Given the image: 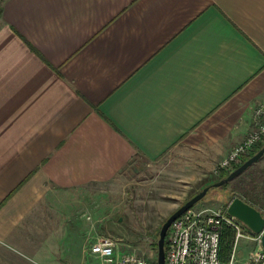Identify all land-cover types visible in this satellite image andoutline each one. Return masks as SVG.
Here are the masks:
<instances>
[{"label": "crops", "instance_id": "1", "mask_svg": "<svg viewBox=\"0 0 264 264\" xmlns=\"http://www.w3.org/2000/svg\"><path fill=\"white\" fill-rule=\"evenodd\" d=\"M262 102L264 0H1L0 264H100L81 191L164 162L196 182Z\"/></svg>", "mask_w": 264, "mask_h": 264}, {"label": "rangeland", "instance_id": "2", "mask_svg": "<svg viewBox=\"0 0 264 264\" xmlns=\"http://www.w3.org/2000/svg\"><path fill=\"white\" fill-rule=\"evenodd\" d=\"M242 163L243 160L229 171L215 173L217 163L210 173L196 182L186 180L181 173H176L170 162L161 163L154 168L129 166L111 181L84 188L81 191L82 196L90 206L85 210L86 218L89 222L96 219L94 225H98L100 230L99 234L90 239L89 251L91 252V246L100 237L108 236L115 240L118 253L134 251L148 259L151 264H157L160 229L167 218L206 185L218 181L223 172L229 173ZM263 170L264 157L225 186L212 187L192 208L226 211L232 199L239 196L250 204L255 201L264 214L260 209L264 208L260 187L264 180ZM254 185H257V190ZM226 232L232 233L231 255L236 248V257L241 260L240 250L245 239L240 238L235 245V230L227 226L223 236ZM224 237L229 241L228 236ZM252 240L257 247L259 241Z\"/></svg>", "mask_w": 264, "mask_h": 264}, {"label": "built area", "instance_id": "3", "mask_svg": "<svg viewBox=\"0 0 264 264\" xmlns=\"http://www.w3.org/2000/svg\"><path fill=\"white\" fill-rule=\"evenodd\" d=\"M264 143V102L254 108L253 128L248 135L214 169L215 173L229 171L240 163L245 155ZM235 230V245L240 238L260 240L241 221L230 216L227 210L190 208L176 218L166 236L165 264H263L264 250L259 247L241 261L236 257V248L227 261L221 259L222 238L225 227ZM116 242L111 237H100L91 252L102 264H151L145 257L134 251L118 253Z\"/></svg>", "mask_w": 264, "mask_h": 264}, {"label": "water", "instance_id": "4", "mask_svg": "<svg viewBox=\"0 0 264 264\" xmlns=\"http://www.w3.org/2000/svg\"><path fill=\"white\" fill-rule=\"evenodd\" d=\"M264 156V145L250 158L244 161L237 168L232 170L230 174L216 182L212 185L204 187L202 190L193 195L184 204H182L178 209H176L163 223L159 239H158V257L157 264H165L166 258V236L171 226L172 222L181 216L188 209L192 208L195 204L201 201L209 192L211 187H222L225 184L231 182L243 172H245L250 166L259 161ZM227 213L241 221L252 233L260 235L261 247L264 250V214L257 209L255 206L245 201L241 197L237 196L232 199L227 207Z\"/></svg>", "mask_w": 264, "mask_h": 264}, {"label": "trees", "instance_id": "5", "mask_svg": "<svg viewBox=\"0 0 264 264\" xmlns=\"http://www.w3.org/2000/svg\"><path fill=\"white\" fill-rule=\"evenodd\" d=\"M264 145V143L263 144H260V145H258V146H256V148H254L253 149V151L249 154V155H245L244 157H243V162L244 161H246L248 158H250L253 154H255L262 146ZM237 168V167H236ZM231 172V171H230ZM230 172L229 173H227V172H223L222 174H221V177L219 178V180L220 179H222V178H224V177H226V176H228L229 174H230ZM210 185H212V183L211 184H208V185H206V186H210ZM226 185V184H225ZM224 185V186H225ZM205 186V187H206ZM212 188V187H211ZM224 236H228V240L229 241H226L227 239H226V237H224ZM223 236V238H222V251H221V259L223 260V261H227L228 259H229V257H230V255H231V249H232V247H231V245H230V242L232 241L231 239H232V233L231 232H226L225 233V235Z\"/></svg>", "mask_w": 264, "mask_h": 264}]
</instances>
